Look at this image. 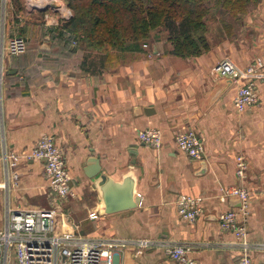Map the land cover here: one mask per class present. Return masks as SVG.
Masks as SVG:
<instances>
[{"label":"crops","instance_id":"1","mask_svg":"<svg viewBox=\"0 0 264 264\" xmlns=\"http://www.w3.org/2000/svg\"><path fill=\"white\" fill-rule=\"evenodd\" d=\"M2 1L0 153H21L41 135H54L74 191L60 199L56 231L118 241L112 244L119 264H178L165 251L166 244L175 243L191 246L195 264H237L238 240L220 228L218 215L229 208L240 211L238 197L222 196L223 186L240 183L249 191L246 218L240 219L253 244L252 264H264V76L256 80L258 101L238 111L233 103L238 83L212 69L224 57L240 66L264 58V0L230 5L217 0L207 19L208 48L198 54H174L162 28L138 50L99 51L86 58L83 50L72 51L48 34L29 42L21 54L2 51L3 41L19 34V24L32 20L15 8L22 0ZM146 127L161 129V146L139 139ZM189 129L204 144L199 159L176 144L177 134ZM240 153L248 165L243 180L235 172ZM91 157L115 178L133 165L140 203L104 212L84 171ZM180 193L201 197L194 221L179 215ZM55 199L41 160L0 163V228L7 207L50 206ZM91 211L97 216L91 218ZM140 238L152 243L141 246Z\"/></svg>","mask_w":264,"mask_h":264},{"label":"built area","instance_id":"2","mask_svg":"<svg viewBox=\"0 0 264 264\" xmlns=\"http://www.w3.org/2000/svg\"><path fill=\"white\" fill-rule=\"evenodd\" d=\"M25 4L30 10L50 5L45 12L52 11L55 17L49 19L47 14L45 25L63 24L72 15L63 0H25ZM27 46L25 36L14 34L3 41L1 49L17 55L25 52ZM212 69L215 75L229 77L238 83L233 100L236 110L243 111L258 101L256 80L264 76V58H257L245 66H240L231 58L224 57L214 63ZM138 137L152 146L159 147L162 144V131L158 127L143 128L139 130ZM176 144L193 159H199L203 155L204 144L195 130L178 133ZM22 158H34L43 162L44 173L56 199L50 206L7 207L5 220L0 228V264H11V261H14V264H119V252L112 244L118 241L66 235L56 231L55 219L60 199L74 194V191L66 155L54 135H41L30 150L21 153L4 150L0 153V163L5 166H15ZM247 167L245 156L242 153L237 154L235 172L239 180L245 178ZM11 174L16 182L18 173L13 170ZM222 196H236L241 200L240 211L235 208L224 210L219 213L218 221L222 230L233 231L238 240L240 253L237 264H252L253 244L248 238L245 222L240 219L246 218L249 191L240 183L231 184L222 187ZM200 201L199 196L180 193L176 200L179 215L194 221L201 213ZM89 216L94 218L97 213L91 211ZM136 242L147 246L152 240L140 238ZM191 249V246L185 243L165 245L166 253L177 260L178 264L196 263Z\"/></svg>","mask_w":264,"mask_h":264},{"label":"trees","instance_id":"3","mask_svg":"<svg viewBox=\"0 0 264 264\" xmlns=\"http://www.w3.org/2000/svg\"><path fill=\"white\" fill-rule=\"evenodd\" d=\"M64 1L71 17L63 24L47 27L44 34L72 51L83 50L85 58L99 51L138 50L152 33L162 28L168 31L174 54L201 53L208 48L210 10L218 3L217 0ZM226 1L227 5L242 3ZM23 29L19 27L20 35L24 34Z\"/></svg>","mask_w":264,"mask_h":264},{"label":"water","instance_id":"4","mask_svg":"<svg viewBox=\"0 0 264 264\" xmlns=\"http://www.w3.org/2000/svg\"><path fill=\"white\" fill-rule=\"evenodd\" d=\"M49 7L50 5L47 4L40 9L46 10ZM86 165L85 174L97 189L102 199L104 212L111 213L129 209L140 203L141 196L137 192V175L133 165L121 173V178H115L103 172L96 158H89Z\"/></svg>","mask_w":264,"mask_h":264},{"label":"rangeland","instance_id":"5","mask_svg":"<svg viewBox=\"0 0 264 264\" xmlns=\"http://www.w3.org/2000/svg\"><path fill=\"white\" fill-rule=\"evenodd\" d=\"M21 2H22V5L17 4V5H15V8L16 9H22L24 14H27V15L31 16V18H32V20L30 22H24L22 24L21 23L19 24L20 28H22V27L25 28V29H23V33L26 36H28V42L27 43L29 44V42H32V41L43 40L42 39L43 34L48 31V30H46V28L47 27H49V28L54 27V23H53V25H45V22L48 19V17L46 18V15L47 14L49 15V19L54 18L55 15L53 14L52 11L45 12L46 10L44 12H40V13L37 12L36 10H33L31 12H27V11H29V8L26 6L25 0H22ZM5 11H6V4H5V2L2 1L1 5H0V25H2L1 22L3 20V16H4ZM35 23H38V25H36ZM210 26H214V24L211 23ZM210 30H211V28H210ZM212 34H213V30H212ZM236 35H237V33H236ZM60 212H61L60 210L57 212V216L60 215Z\"/></svg>","mask_w":264,"mask_h":264}]
</instances>
